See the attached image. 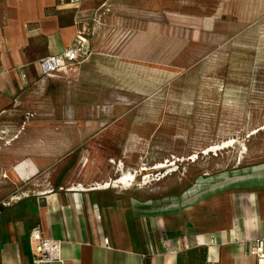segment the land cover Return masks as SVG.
Segmentation results:
<instances>
[{
  "label": "crops",
  "instance_id": "obj_1",
  "mask_svg": "<svg viewBox=\"0 0 264 264\" xmlns=\"http://www.w3.org/2000/svg\"><path fill=\"white\" fill-rule=\"evenodd\" d=\"M147 15L153 51L145 61L143 41L128 40L126 33L141 30ZM251 25L252 31L257 25L264 29V0H0V118L50 81L68 77L108 93L149 96L159 80L168 82L193 64L191 49L201 57ZM81 34L88 55L66 72L44 77L38 62L62 54ZM180 48L187 52L175 67ZM261 169L200 187L182 208L163 209L109 192L122 187L112 186L121 174L113 180L86 169L63 172L56 188L25 196L30 199L21 210L0 220V264H32L29 236L35 227L64 243L62 264H259L250 247L264 238ZM10 173L23 179L36 169L23 162Z\"/></svg>",
  "mask_w": 264,
  "mask_h": 264
},
{
  "label": "rangeland",
  "instance_id": "obj_2",
  "mask_svg": "<svg viewBox=\"0 0 264 264\" xmlns=\"http://www.w3.org/2000/svg\"><path fill=\"white\" fill-rule=\"evenodd\" d=\"M149 15L136 34L126 33L143 41L145 61L153 51ZM253 26L201 57L191 49L193 64L168 82L159 80L149 96L108 93L72 77L33 92L0 118V220L21 210L30 199L25 196L56 188L59 176L73 169L113 180L133 174L130 186L109 192L159 209L182 208L201 188L231 183L246 176L245 169L262 170L264 29ZM163 43L160 38L166 53ZM183 52L176 50L177 65ZM231 139L230 147L207 153ZM23 162L35 167V176L10 175ZM118 179L112 186L121 185Z\"/></svg>",
  "mask_w": 264,
  "mask_h": 264
},
{
  "label": "built area",
  "instance_id": "obj_3",
  "mask_svg": "<svg viewBox=\"0 0 264 264\" xmlns=\"http://www.w3.org/2000/svg\"><path fill=\"white\" fill-rule=\"evenodd\" d=\"M61 3L78 5L81 0H58ZM88 39L79 35L72 44L60 55L42 58L38 65L44 77L66 72L73 64L81 62L88 55ZM64 243L44 236L39 227H35L29 236V246L32 264L63 263L62 250ZM109 247V240H105ZM250 254L257 257L259 264H264V238L251 243Z\"/></svg>",
  "mask_w": 264,
  "mask_h": 264
},
{
  "label": "bare ground",
  "instance_id": "obj_4",
  "mask_svg": "<svg viewBox=\"0 0 264 264\" xmlns=\"http://www.w3.org/2000/svg\"><path fill=\"white\" fill-rule=\"evenodd\" d=\"M234 144V140H230L228 142H224V144H221L217 147H210L207 151V153H211V152H218V150H222L224 148L230 147L231 145ZM135 178V176L133 174H129V175H124L122 174V177L118 179V181L116 183L121 184L122 186H130L129 183H131L130 181H133Z\"/></svg>",
  "mask_w": 264,
  "mask_h": 264
}]
</instances>
